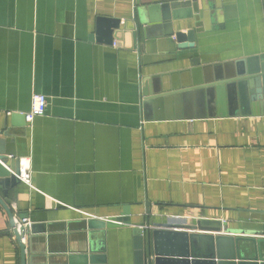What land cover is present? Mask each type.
I'll return each instance as SVG.
<instances>
[{
	"label": "crops",
	"instance_id": "crops-1",
	"mask_svg": "<svg viewBox=\"0 0 264 264\" xmlns=\"http://www.w3.org/2000/svg\"><path fill=\"white\" fill-rule=\"evenodd\" d=\"M137 1L0 0V141L30 170L29 185L18 182L7 195L0 188L11 214L0 205V264H20L11 231L19 218L37 231L33 248L26 232V264H134L132 226L146 216L264 233L259 86L242 96L243 108L227 100L211 117L203 109L192 119L173 118V108L171 119H145L154 108L145 113L141 97L142 80L195 59L264 57V0H197L179 9L173 31L194 30L195 38L194 49L183 50L161 21L138 32L145 7ZM100 18L120 22L110 43L95 39ZM35 94L47 107L28 125ZM87 222L119 227L83 230Z\"/></svg>",
	"mask_w": 264,
	"mask_h": 264
},
{
	"label": "water",
	"instance_id": "water-1",
	"mask_svg": "<svg viewBox=\"0 0 264 264\" xmlns=\"http://www.w3.org/2000/svg\"><path fill=\"white\" fill-rule=\"evenodd\" d=\"M192 1L196 3L197 0H180L159 5L142 4L138 0V4L145 7L137 14L138 32L143 33L145 26L161 21L167 29L164 36L173 37L177 48L194 49V30L182 34L174 32L171 26L177 11L192 6ZM119 27L118 20L100 18L96 23L95 39L110 43L113 38L111 31L116 32ZM258 86L264 103V57L211 64H202L200 60L195 59L188 69L142 80L144 112L151 115V108H154V115L146 116L145 119H171L170 108H173V118L177 119L183 116L187 119L201 117L198 113L203 109L206 115L211 117L215 107H223L227 100L230 107L236 108L240 103L243 108L246 103H243L242 96L249 89L254 93L253 90ZM238 94L239 102L236 101ZM224 116L222 114L219 117ZM5 144L6 141H0V188L3 194L7 195L6 191L19 182L14 176L18 173L19 160L13 151L5 153ZM7 157L12 159L8 161ZM0 205L11 219L10 212L1 201ZM146 213H149L148 209ZM125 222L131 224L128 220ZM83 225V230L89 231L119 227L114 223L103 226L100 222H87ZM100 225L102 227H98ZM11 227L14 228L12 220ZM131 232L134 264H264V233L260 235L257 232L229 229L227 224L218 221L173 218L172 222H154L146 216L144 225L132 226ZM36 233L35 229L27 228L28 244L32 248L35 246V238H32V235ZM242 233L263 238L239 236ZM13 236L20 250V264H26V247L16 230H13ZM94 236L95 233L89 234L88 240H92Z\"/></svg>",
	"mask_w": 264,
	"mask_h": 264
},
{
	"label": "built area",
	"instance_id": "built-area-1",
	"mask_svg": "<svg viewBox=\"0 0 264 264\" xmlns=\"http://www.w3.org/2000/svg\"><path fill=\"white\" fill-rule=\"evenodd\" d=\"M47 107V100L45 96L35 94L31 98V106L29 112L24 114V121L30 125L32 121L44 115L45 110ZM15 178L26 185L30 184V170L29 165L25 160H19V169L18 173L14 174ZM14 228L11 229V231L16 230L21 236V242L24 243L25 241V230L28 228V223L26 220H13Z\"/></svg>",
	"mask_w": 264,
	"mask_h": 264
},
{
	"label": "bare ground",
	"instance_id": "bare-ground-1",
	"mask_svg": "<svg viewBox=\"0 0 264 264\" xmlns=\"http://www.w3.org/2000/svg\"><path fill=\"white\" fill-rule=\"evenodd\" d=\"M114 224H116V223H114ZM119 224H117V226H118ZM14 230V229H13ZM13 232V231H12ZM26 232H27V228H26V230H25V236H26ZM19 235V234H18ZM20 238H21V236H19Z\"/></svg>",
	"mask_w": 264,
	"mask_h": 264
}]
</instances>
